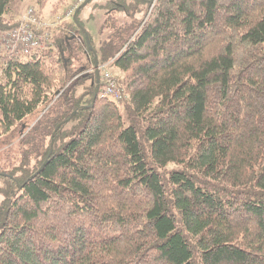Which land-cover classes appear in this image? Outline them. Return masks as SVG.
Masks as SVG:
<instances>
[{
	"label": "trees",
	"instance_id": "obj_1",
	"mask_svg": "<svg viewBox=\"0 0 264 264\" xmlns=\"http://www.w3.org/2000/svg\"><path fill=\"white\" fill-rule=\"evenodd\" d=\"M144 1L99 46L77 14L83 36L0 49V264H264V0ZM94 55L120 104L91 107Z\"/></svg>",
	"mask_w": 264,
	"mask_h": 264
},
{
	"label": "rangeland",
	"instance_id": "obj_2",
	"mask_svg": "<svg viewBox=\"0 0 264 264\" xmlns=\"http://www.w3.org/2000/svg\"><path fill=\"white\" fill-rule=\"evenodd\" d=\"M30 0H23V2H15L14 3V10L17 13V16L15 18V22H19L21 19V16L26 11V9L30 6H32L29 3ZM54 0H50L51 5L53 4ZM71 1V0H66ZM29 3V4H26ZM59 2H56L54 6L56 9L51 12V15L53 14H59V12L62 11V8H59ZM24 4V5H23ZM65 7V4H62ZM28 6V7H27ZM50 6V4H48ZM62 6V7H63ZM37 9V7L35 6ZM149 8V3L145 2L144 0H92L90 1L85 7H83L79 13H78V22L83 26L87 34L90 36L92 41L96 43L97 46H99V42L103 40L107 35L108 32H110L109 28H112V26L109 24L107 29H105V23L110 17V14L113 16V18L116 20V23L119 25L123 24L124 22H130L128 19L130 18L131 21L135 25L139 24L144 17L146 16ZM115 10V11H112ZM38 11V9H37ZM55 14V15H56ZM50 14L46 15L45 17L51 18ZM51 16V17H49ZM65 29V33L71 34L68 37H74V36H83L82 32H80L79 25L73 21V19L64 21L62 24ZM14 29V28H13ZM109 29V30H108ZM63 31L60 33L58 31H55L54 29L48 33L49 40L48 46L50 44H59L62 43L63 39H66V37L63 35ZM72 37V38H73ZM4 50V49H1ZM5 51V50H4ZM104 73H109L118 83V81H122V74L117 72L114 69L110 68H104V70L101 72L103 75ZM70 80L69 83H71ZM68 83V84H69ZM131 87H136V85H132ZM124 88V87H123ZM7 147H2L0 151L5 150ZM34 165H32L33 167ZM6 185V181L4 179L0 178V188L4 187L3 183ZM5 189H0V202L3 199L2 196H5Z\"/></svg>",
	"mask_w": 264,
	"mask_h": 264
},
{
	"label": "built area",
	"instance_id": "obj_3",
	"mask_svg": "<svg viewBox=\"0 0 264 264\" xmlns=\"http://www.w3.org/2000/svg\"><path fill=\"white\" fill-rule=\"evenodd\" d=\"M86 0H72V4L63 14L53 15L51 19L42 17L34 6H29L21 16L14 29L0 31V49L9 53H22L28 55L34 51L48 48L49 34L53 29L67 20H71ZM104 68H101L103 71ZM99 96L120 104L124 89L118 87L116 80L109 74L101 75Z\"/></svg>",
	"mask_w": 264,
	"mask_h": 264
},
{
	"label": "water",
	"instance_id": "obj_4",
	"mask_svg": "<svg viewBox=\"0 0 264 264\" xmlns=\"http://www.w3.org/2000/svg\"><path fill=\"white\" fill-rule=\"evenodd\" d=\"M90 1H92V0H86V1L80 6V9L83 8L84 6H86ZM151 1H153V0H150V2H151ZM78 11H79V10H77V11L75 12L74 16H73V20H74V21L76 20V16H77V14H78ZM85 39H86V42L88 43V47L90 48V45H89V42H88V37H87L86 35H85ZM94 58H95L94 70H95V76H96V84H97V88H96V90H95V92H94V95H93V100H92V105H91V107L94 105L95 100L97 99V96H98L99 89H100V86H99V85H100V80H99V69H100V68H99V65H98V60H97L96 55H94ZM73 116H74V113L71 114L70 118H72ZM70 118H69V119H70ZM68 121H69V120H66V121H64V122H62V123H60L59 125L56 126V128H55V130H54V132H53V134H52V136H51V146H50V152H49L48 157H50L51 154H52V152H53V144H54V137H55V134L57 133V131H58V129L61 127V125L68 123ZM47 161H48V160H46V161L42 164V166L37 170V172H35L31 177H29V179H28L27 181H30V180H32L33 178H35L37 175H39V174L42 172V170L44 169V167L46 166ZM20 187H21V186L18 185V189H20Z\"/></svg>",
	"mask_w": 264,
	"mask_h": 264
},
{
	"label": "crops",
	"instance_id": "obj_5",
	"mask_svg": "<svg viewBox=\"0 0 264 264\" xmlns=\"http://www.w3.org/2000/svg\"><path fill=\"white\" fill-rule=\"evenodd\" d=\"M56 2H59L58 4V6H59V8H62V11L61 12H59V14H63L66 10H67V8L72 4V0L71 1H66V0H54L53 1V4L51 5V2H50V0L48 1V3L46 4V6L44 7V9L41 11V15H42V17H44L45 19H51L52 17L51 16H53V15H55V14H53V15H51V12L52 11H54L55 9H56V7L54 6V4L56 3ZM29 3L32 5V6H36L35 5V3L33 2V0H30L29 1ZM29 3H26V4H29ZM48 4H50V6H48ZM62 4H65V7L62 5ZM24 5V4H23ZM30 6V5H29ZM63 6V7H62ZM28 7V6H27ZM51 15V16H49V17H51V18H48V17H45L46 15ZM68 21V20H67ZM66 22V21H65ZM64 23V22H63ZM63 23H61L60 25H62ZM63 26V25H62Z\"/></svg>",
	"mask_w": 264,
	"mask_h": 264
}]
</instances>
